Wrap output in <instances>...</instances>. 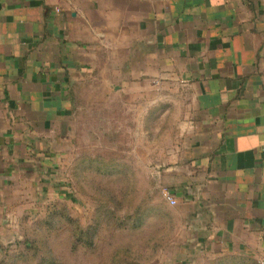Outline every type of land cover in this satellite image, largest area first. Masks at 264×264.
<instances>
[{
  "label": "crops",
  "instance_id": "0c3cea01",
  "mask_svg": "<svg viewBox=\"0 0 264 264\" xmlns=\"http://www.w3.org/2000/svg\"><path fill=\"white\" fill-rule=\"evenodd\" d=\"M105 54L188 93L189 151L167 173L184 237L263 261L264 0H0V213L50 191L74 85Z\"/></svg>",
  "mask_w": 264,
  "mask_h": 264
},
{
  "label": "rangeland",
  "instance_id": "374dc122",
  "mask_svg": "<svg viewBox=\"0 0 264 264\" xmlns=\"http://www.w3.org/2000/svg\"><path fill=\"white\" fill-rule=\"evenodd\" d=\"M143 72L105 54L75 83L50 191L0 213V264H259L212 259L184 237L162 191L189 151L191 101L183 82Z\"/></svg>",
  "mask_w": 264,
  "mask_h": 264
},
{
  "label": "built area",
  "instance_id": "2783aa9c",
  "mask_svg": "<svg viewBox=\"0 0 264 264\" xmlns=\"http://www.w3.org/2000/svg\"><path fill=\"white\" fill-rule=\"evenodd\" d=\"M162 195L164 200L171 206H177L179 203V198L170 190L163 189ZM259 264H264V260L260 261Z\"/></svg>",
  "mask_w": 264,
  "mask_h": 264
}]
</instances>
